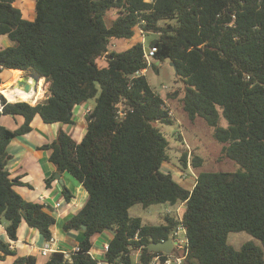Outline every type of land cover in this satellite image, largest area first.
<instances>
[{
    "label": "trees",
    "instance_id": "16d2710c",
    "mask_svg": "<svg viewBox=\"0 0 264 264\" xmlns=\"http://www.w3.org/2000/svg\"><path fill=\"white\" fill-rule=\"evenodd\" d=\"M34 9L28 19L15 0H0V37L10 41L0 46V85L4 69L31 71L49 83L50 92L34 105L0 95V117L23 118L13 130L0 123V219L7 221L8 237L15 240L25 221L48 241L54 223L46 205L14 189L5 167L8 142L28 132L36 116L44 123H72L74 106L94 98L80 141L60 129L49 145L56 169L88 192L63 225L82 232L79 249L69 256L50 252L43 264H98L92 239L110 229L115 233L107 258L127 262L129 245H143L148 254L149 244L168 239L177 223L188 238L185 264H264L261 247L246 242L236 249L227 242L228 232L245 231L264 246V0H34ZM110 9L117 15L107 24ZM149 31L157 34L150 63L140 41L111 48L114 39ZM165 59L183 83V110L190 119L201 116L223 155L239 165L232 172L200 171L190 189L161 170L169 160L168 142L155 123H171L173 116L144 73ZM186 156L180 157L183 166ZM191 162L202 165L200 157ZM179 202L181 221L165 215L159 224H146L128 213L135 204ZM138 229L136 242L131 237ZM8 254L13 251L0 241V260ZM13 264L37 263L28 255Z\"/></svg>",
    "mask_w": 264,
    "mask_h": 264
},
{
    "label": "crops",
    "instance_id": "0c3cea01",
    "mask_svg": "<svg viewBox=\"0 0 264 264\" xmlns=\"http://www.w3.org/2000/svg\"><path fill=\"white\" fill-rule=\"evenodd\" d=\"M28 1L32 2L34 6V0ZM8 44L9 41L3 37L0 46ZM10 71L12 69L2 71V82L12 78ZM4 72L5 77L3 76ZM49 95L48 90L47 96ZM86 107L92 109L93 106L86 105L85 102L74 106L73 122L70 124L44 123L36 116L31 129L11 138L6 147L9 158L5 167L9 177L15 181L14 189L23 199L46 205L54 217V223L50 226L51 252L55 250L71 251L80 242L82 232L80 230H64L63 225L83 206L88 192L68 172L56 169L49 158L51 152L49 145L60 129L68 133L76 142L80 141L86 130V114L84 113ZM22 121L23 118L20 115L0 117V123L12 130L16 129ZM55 173L60 174L61 181L55 178ZM177 181L179 182V180ZM6 225L7 221L1 218L0 241L8 243L13 254L5 255L0 260V264H13L16 258L28 255L34 256L37 264H43L47 260V256L41 254V248L46 240L36 228L29 227L25 221H22L18 227L17 238L12 240L6 233ZM112 235L113 233L109 230L96 234L92 239L93 245L90 250L92 255H96L102 244L109 241Z\"/></svg>",
    "mask_w": 264,
    "mask_h": 264
},
{
    "label": "rangeland",
    "instance_id": "374dc122",
    "mask_svg": "<svg viewBox=\"0 0 264 264\" xmlns=\"http://www.w3.org/2000/svg\"><path fill=\"white\" fill-rule=\"evenodd\" d=\"M15 4L22 9L24 16L28 18H30V16L35 17V9L32 2L28 0H15ZM116 15V10H108L105 15L107 24H110L111 20H113ZM156 37L157 34L151 31L142 33L138 32L128 39L112 40L113 44H111V48L120 51L127 48L133 42L140 41L143 48L147 50L150 46V41ZM2 39L3 36L0 37V43H2ZM154 63L155 66H148L144 74L150 86L161 95L170 115L173 116L171 123H155L168 142L167 153L169 155V160L162 164L161 170L163 172L172 173L173 178L179 180V183L187 189H190L193 186L195 176L200 171L232 172L237 170L239 165L223 155L222 144L214 138L213 128L209 126L201 116H196L194 119H190L187 113L183 110L181 102L184 90L183 83L176 78L174 69L170 65V61L165 59L158 64H156V61H154ZM26 72L32 74L31 71H23L22 74L25 75L27 74ZM3 76L5 77V72L3 73ZM18 77L19 76L17 75V78ZM17 78L2 82L0 87L4 90L8 86L16 85L19 81ZM36 85V88L42 89L43 93H41V98L34 103L25 101L31 105L42 101L48 94L49 83L46 82L44 78L39 79V81L36 82ZM1 96L6 100L4 94H1ZM18 100L20 99L11 98V102ZM85 104L93 106L94 98L88 99ZM119 107L123 109L124 105L120 104ZM220 124H225V119L223 117L220 119ZM183 153L187 154L186 166H183L180 162V157ZM194 156L202 159V165L197 168L192 166L191 161ZM175 208L176 207L167 203L153 204L147 207H144L141 204H135L129 208L128 213L132 217H139L142 223L159 224L163 222L165 215L173 216ZM101 239L104 238L101 237ZM227 242L236 249H238L243 243L250 242L261 247L264 253V246L261 242L245 231L228 232Z\"/></svg>",
    "mask_w": 264,
    "mask_h": 264
},
{
    "label": "built area",
    "instance_id": "2783aa9c",
    "mask_svg": "<svg viewBox=\"0 0 264 264\" xmlns=\"http://www.w3.org/2000/svg\"><path fill=\"white\" fill-rule=\"evenodd\" d=\"M144 1L153 2V0H144ZM155 51H156V47L154 46H149L147 50L144 49V57L148 63L151 62ZM6 101L10 102L7 98ZM120 104L121 103H118L116 105L117 114L119 117H124L126 113L123 111V109H121V107H119ZM2 107L3 105L1 104L0 101V111ZM90 110H91L90 108L86 107L84 113L87 115L90 112ZM181 203L179 202L174 205H171L176 207L173 217L178 221H181L182 218V209L184 206V202ZM131 238L136 242L140 240L139 229ZM168 238L171 240V248L169 252L149 251L150 253L146 254L143 253L142 251L143 245H137V246H133L132 244L129 245V251L125 254L126 258L128 259L127 262H119L116 261L115 259L113 261H110L107 258L106 253L109 249L108 247L109 241L104 242L101 248L99 249V252L96 253V255L94 254L92 256L97 259L98 264H185V260L189 252L188 238L186 235L185 226L181 223H177L176 225H174L168 233ZM51 240L45 241L44 245L41 248L42 255L46 256L52 251ZM78 249L79 247L75 246L71 251H65L63 253L65 256H69L71 252L77 251Z\"/></svg>",
    "mask_w": 264,
    "mask_h": 264
},
{
    "label": "bare ground",
    "instance_id": "6f19581e",
    "mask_svg": "<svg viewBox=\"0 0 264 264\" xmlns=\"http://www.w3.org/2000/svg\"><path fill=\"white\" fill-rule=\"evenodd\" d=\"M22 73L23 72L18 73L17 71H11V74H12L11 79L13 80L14 78H17V75H18L19 77L17 79L19 81L25 80L26 83H28V85H29L28 89H26L23 84L19 85V83H17L16 85L8 86L4 90L3 89L0 90V93L4 94V96H6L7 99L10 101L12 98V99H20V100H24V101L34 103L39 98H41V93H43V91L40 88L39 89L36 88L37 85H36L34 77H32L28 74H25V73H24L25 75H23Z\"/></svg>",
    "mask_w": 264,
    "mask_h": 264
},
{
    "label": "water",
    "instance_id": "95a60500",
    "mask_svg": "<svg viewBox=\"0 0 264 264\" xmlns=\"http://www.w3.org/2000/svg\"><path fill=\"white\" fill-rule=\"evenodd\" d=\"M107 58V56H105ZM111 57V56H109ZM170 65L173 67L175 75H177V71H176V66L173 62H170ZM27 73V72H26ZM28 74V73H27ZM32 77H34L35 82L39 81V79L43 78L41 77L39 74L32 72V74H28ZM19 85L23 84L25 86L26 89H28L29 85L28 83H26L25 80H21L18 81ZM34 105V104H33ZM55 178L60 179V174L59 173H55L54 174ZM84 225L82 226V229H84ZM109 231H111L113 234L115 233L112 229H110ZM171 248V240L168 238L165 241H160V242H152L149 244L148 249L149 251H164V252H169Z\"/></svg>",
    "mask_w": 264,
    "mask_h": 264
},
{
    "label": "clouds",
    "instance_id": "9594fccd",
    "mask_svg": "<svg viewBox=\"0 0 264 264\" xmlns=\"http://www.w3.org/2000/svg\"><path fill=\"white\" fill-rule=\"evenodd\" d=\"M1 95V94H0Z\"/></svg>",
    "mask_w": 264,
    "mask_h": 264
}]
</instances>
